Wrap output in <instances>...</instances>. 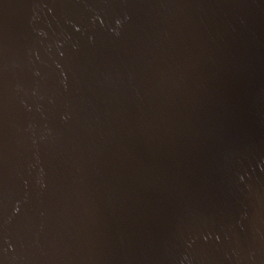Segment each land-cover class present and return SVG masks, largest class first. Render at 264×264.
Masks as SVG:
<instances>
[{"label": "water", "instance_id": "95a60500", "mask_svg": "<svg viewBox=\"0 0 264 264\" xmlns=\"http://www.w3.org/2000/svg\"><path fill=\"white\" fill-rule=\"evenodd\" d=\"M0 264H264V0H0Z\"/></svg>", "mask_w": 264, "mask_h": 264}]
</instances>
